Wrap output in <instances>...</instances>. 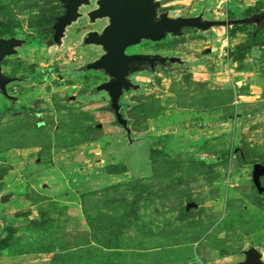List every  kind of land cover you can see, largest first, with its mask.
I'll return each instance as SVG.
<instances>
[{
    "label": "rangeland",
    "instance_id": "obj_1",
    "mask_svg": "<svg viewBox=\"0 0 264 264\" xmlns=\"http://www.w3.org/2000/svg\"><path fill=\"white\" fill-rule=\"evenodd\" d=\"M250 4L264 8H163L232 20ZM2 16L30 39L22 57L37 67L0 97V264H236L251 247L264 259V29L247 46L263 15L132 46L181 61L134 74L140 86L122 99L128 128L107 92L94 93L105 74L83 66L101 54L77 45L92 26L46 50L32 5L0 0Z\"/></svg>",
    "mask_w": 264,
    "mask_h": 264
},
{
    "label": "water",
    "instance_id": "obj_2",
    "mask_svg": "<svg viewBox=\"0 0 264 264\" xmlns=\"http://www.w3.org/2000/svg\"><path fill=\"white\" fill-rule=\"evenodd\" d=\"M168 0H127L125 5L111 11H102L92 17L93 19L108 17L110 24L99 31H91L85 38L86 44L101 46L103 54L96 60L86 65L87 69L103 70L110 76V79L94 88L95 92L106 91L110 96L109 108L114 111L117 123L123 128H128V120L123 117L121 108V97L125 92L136 90L139 84L134 83L129 75L138 71L143 63H147L152 71L156 63L161 65L175 63L180 60L177 56H164L160 54L133 53L127 54L126 49L139 44L142 40L161 41L168 34L180 36L185 29L195 28L201 31L210 30L220 25H231L251 21L250 19H209L202 14L194 16L172 17L168 12L161 13L156 19L159 7L167 3ZM77 7H68L66 15L59 19L56 24L55 41H59L64 35V30L68 24L78 17ZM102 8L95 12L99 13ZM20 40L0 37V85L9 81L4 79L1 69V62L5 55L16 52L15 46ZM79 158H85L82 154ZM4 200V199H3ZM245 259L236 264H264L262 252L251 247L245 250Z\"/></svg>",
    "mask_w": 264,
    "mask_h": 264
},
{
    "label": "flooded vegetation",
    "instance_id": "obj_3",
    "mask_svg": "<svg viewBox=\"0 0 264 264\" xmlns=\"http://www.w3.org/2000/svg\"><path fill=\"white\" fill-rule=\"evenodd\" d=\"M126 1L127 0H12V1L9 0L10 5L16 6L19 8L32 5V7L34 8V11L36 13H38L37 21H36L37 26H35L36 34L40 36L38 43L41 44L43 47H45L46 50L51 49L53 47L61 46L62 43L64 42V40L66 39V37L68 36L69 32L71 31V29L75 27V31H76V29L79 27L80 23H84V25L92 26L93 28L92 29L90 28L89 30L84 32L81 36H79L80 41L78 42L77 45H80L81 47L98 46V45H93V44H86L84 40L87 37L89 32H91V31L101 32L102 29L104 27H106L107 25H109L111 21L108 17H102V18H96V19H93L92 17L96 16L97 14H100L102 11H111V10H115L116 8L123 7V5H125ZM171 1H173V0H168L167 3H165L163 6L158 8L157 14H156V19H159L161 13H163V12H168L170 16L175 17V16L170 14L169 10L163 8L166 4L170 3ZM68 7H71V8L77 7L78 8L77 9L78 17L76 20H73L70 24H68L66 26V28L64 30V35L61 36L59 41L56 42L55 41V34H56L55 26L59 22V19L66 15ZM99 8H102V10L99 13L95 12ZM199 14H202L204 18H208L205 15V13H203V12H200ZM188 16H194V15H188ZM209 19H211V18H209ZM12 25H14V21H12L9 18H4V16L0 17V37L6 38V39L15 37V38L20 40L19 44L17 46H15L16 52L12 53V54L5 55L2 59V62H1L2 74L4 76V79H9V81H7L4 84L5 90L3 89V86L0 85V97L1 96H6V97L9 96V92H10V89H11L13 83L25 82V81L29 80L28 77L23 76L24 73H27L28 71H30V69H32L34 67H37V63L35 61L25 60L26 58L22 57L23 49L28 46L30 39H28L26 36H23L21 34L12 32L10 29V26H12ZM95 25H98V26L96 27ZM187 30L201 31V30L195 29V28H188V29L184 30V33ZM206 31H209V30H206ZM168 36H176V35L168 34L167 37ZM143 42L157 43L160 41H152V40L144 39L139 44H141ZM136 45H138V44H136ZM133 46H135V45H133ZM98 47H100V49H101V54H100V56H101L104 51H103L101 46H98ZM131 47H128L126 49L127 54L145 53V54L164 55V54L158 53L156 51L155 52L154 51L129 52L128 50ZM100 56H98L97 58H99ZM164 56H173V55H164ZM97 58H95V60ZM180 61H181V59L175 63H178ZM88 63L83 64V66L86 68V65ZM175 63L166 64V65H161L159 63H156V65L154 66V68H155L154 71H152L150 69V67L147 65V63H143L140 66V69L138 71L129 75V78L132 80V77L134 76V74H136L138 72H142V71L155 73L160 67L172 65ZM59 69H60L59 67L55 68V70H57V71ZM50 70L52 72L55 71L53 68H51ZM87 70H90V69H87ZM91 70H93V69H91ZM96 71H102L105 74L106 79L102 83H104L110 79V76L108 74H106L103 70H96ZM59 76L62 78V75H59ZM136 84H138V83H136ZM102 91H104V90H102ZM102 91H99V92H102ZM129 92H131V91H129ZM94 93H96V92H94ZM126 93H128V92H125L121 97V102H122L121 112H122V115L124 118H126L124 115V108L126 106H125L124 102L122 101V99ZM109 105H110V103H109ZM110 110H111V112L114 113V111L112 109H110ZM114 115L116 118L115 113H114ZM116 121H117V118H116ZM128 123H129V121H128Z\"/></svg>",
    "mask_w": 264,
    "mask_h": 264
},
{
    "label": "trees",
    "instance_id": "obj_4",
    "mask_svg": "<svg viewBox=\"0 0 264 264\" xmlns=\"http://www.w3.org/2000/svg\"><path fill=\"white\" fill-rule=\"evenodd\" d=\"M248 11V12H247ZM247 15H245V17L243 16L242 18H244V19H246V17H250V18H255V17H258L257 19H259V22H261V16L263 15L264 16V8H259L257 5H251V6H249L248 7V9H247ZM254 22H257V21H254ZM263 27H261L259 30H257L256 29V32L254 31L253 32V34H252V39L250 40V41H248L247 42V46H249V47H253V46H255L256 45V41H257V39H259L260 37H259V33H257L258 31L259 32H261V31H263ZM256 153H258V152H256ZM259 156H260V159L259 160H257V161H261V162H264V154H258ZM253 161L251 160V162L250 163H252ZM201 163H204L203 161H201ZM112 172H119V171H117V170H115V168L113 169V170H111ZM173 184H175V182H173L172 183V185ZM182 212L184 213L185 212V209L183 208V210H182ZM121 217V216H120ZM114 222H115V224H116V226H117V228H121V227H123L124 225H125V223L127 222L126 220H125V218L124 217H121V218H119V221L118 220H114ZM8 238H6L5 240H1L0 241V244H2V245H6L7 246V243H8Z\"/></svg>",
    "mask_w": 264,
    "mask_h": 264
},
{
    "label": "crops",
    "instance_id": "obj_5",
    "mask_svg": "<svg viewBox=\"0 0 264 264\" xmlns=\"http://www.w3.org/2000/svg\"><path fill=\"white\" fill-rule=\"evenodd\" d=\"M250 5H253V4H250Z\"/></svg>",
    "mask_w": 264,
    "mask_h": 264
},
{
    "label": "built area",
    "instance_id": "obj_6",
    "mask_svg": "<svg viewBox=\"0 0 264 264\" xmlns=\"http://www.w3.org/2000/svg\"><path fill=\"white\" fill-rule=\"evenodd\" d=\"M219 7V6H218Z\"/></svg>",
    "mask_w": 264,
    "mask_h": 264
}]
</instances>
